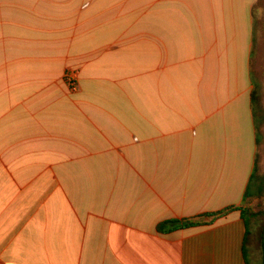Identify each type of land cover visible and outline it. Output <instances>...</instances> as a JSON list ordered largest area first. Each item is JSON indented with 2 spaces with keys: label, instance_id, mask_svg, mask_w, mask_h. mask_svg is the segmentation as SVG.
I'll use <instances>...</instances> for the list:
<instances>
[{
  "label": "crops",
  "instance_id": "0c3cea01",
  "mask_svg": "<svg viewBox=\"0 0 264 264\" xmlns=\"http://www.w3.org/2000/svg\"><path fill=\"white\" fill-rule=\"evenodd\" d=\"M259 2L0 0V264H258Z\"/></svg>",
  "mask_w": 264,
  "mask_h": 264
},
{
  "label": "trees",
  "instance_id": "16d2710c",
  "mask_svg": "<svg viewBox=\"0 0 264 264\" xmlns=\"http://www.w3.org/2000/svg\"><path fill=\"white\" fill-rule=\"evenodd\" d=\"M247 204V200L244 202V205ZM234 210H240L242 211V216L244 217L246 223L248 224V221L245 217L246 212H251L252 217L255 218L258 213L255 212L252 208H241L239 206H230L228 208H225L219 212L211 213V214H205L202 216H199L194 219H185V220H168L166 222H163L158 225V231L162 234H167L172 231L178 230V229H185L195 226H202V225H209L212 224L216 219L226 216L228 213L234 211ZM207 217L208 220H205L204 218ZM262 253H263V264H264V238L262 241Z\"/></svg>",
  "mask_w": 264,
  "mask_h": 264
},
{
  "label": "rangeland",
  "instance_id": "374dc122",
  "mask_svg": "<svg viewBox=\"0 0 264 264\" xmlns=\"http://www.w3.org/2000/svg\"><path fill=\"white\" fill-rule=\"evenodd\" d=\"M257 17L259 20V23L261 27L263 28V38H264V0H260L258 4V11H257ZM262 67L264 69V57L262 60ZM252 209L258 213V215L253 218L252 213L246 212L245 217L248 221V227L252 231L253 223L255 222V233H256V240H257V249L259 256L257 257L258 264H263V253H262V241L264 238V189L262 191V194L259 197L258 203H256ZM258 255V254H257ZM262 257V259H261Z\"/></svg>",
  "mask_w": 264,
  "mask_h": 264
},
{
  "label": "built area",
  "instance_id": "2783aa9c",
  "mask_svg": "<svg viewBox=\"0 0 264 264\" xmlns=\"http://www.w3.org/2000/svg\"><path fill=\"white\" fill-rule=\"evenodd\" d=\"M64 80L72 91L78 86V72L74 69H68L65 73Z\"/></svg>",
  "mask_w": 264,
  "mask_h": 264
}]
</instances>
